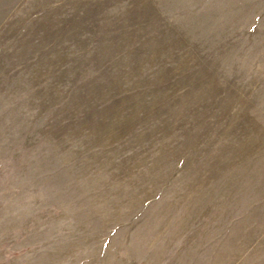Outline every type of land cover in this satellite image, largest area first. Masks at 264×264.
I'll return each instance as SVG.
<instances>
[{"label": "rangeland", "instance_id": "rangeland-1", "mask_svg": "<svg viewBox=\"0 0 264 264\" xmlns=\"http://www.w3.org/2000/svg\"><path fill=\"white\" fill-rule=\"evenodd\" d=\"M0 264H264V0H0Z\"/></svg>", "mask_w": 264, "mask_h": 264}]
</instances>
